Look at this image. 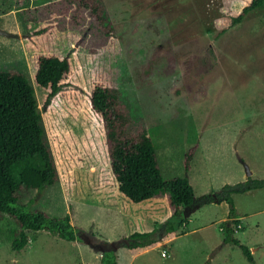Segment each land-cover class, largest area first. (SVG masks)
<instances>
[{
	"label": "rangeland",
	"instance_id": "374dc122",
	"mask_svg": "<svg viewBox=\"0 0 264 264\" xmlns=\"http://www.w3.org/2000/svg\"><path fill=\"white\" fill-rule=\"evenodd\" d=\"M249 1L104 0L122 36L115 80L123 99L134 118L147 122L162 176H186L196 197L264 177V4L232 22ZM46 2L25 0L18 7L16 0H0V27L20 34H0V66L24 72L43 112L42 90L33 82L23 44L27 26L19 13L30 21L34 15L74 27L87 45L106 39L88 12L74 25L57 7L42 5ZM59 101L45 116L57 121L60 172L72 171L75 183L70 195L59 180L42 191L29 190L24 201L32 200L31 208L51 216L68 214L76 242L47 229L28 230L31 240L14 249L9 236L16 225L5 215L0 264H97L103 255L116 264H264V187L232 194L240 215L248 216L245 232L234 235L250 249L251 261L238 244L223 243L219 227L228 216L227 201L200 199V208L191 213L192 208L171 206L169 192L140 203L123 196L112 182L101 122L84 111L72 122ZM194 144L186 170L184 156ZM181 220L186 224L178 228ZM173 230L178 236L167 244L143 246ZM164 248L167 255L161 254Z\"/></svg>",
	"mask_w": 264,
	"mask_h": 264
},
{
	"label": "trees",
	"instance_id": "16d2710c",
	"mask_svg": "<svg viewBox=\"0 0 264 264\" xmlns=\"http://www.w3.org/2000/svg\"><path fill=\"white\" fill-rule=\"evenodd\" d=\"M16 1L18 7L25 3V0ZM48 4L57 7L56 12L74 25H79L84 12H88L95 17L106 39L98 45H87L74 27H63L58 21H45L34 15L30 21L19 13L27 26L22 35L24 49L33 82L42 90L45 112L24 72L16 66H0V223L5 215L14 220L16 226L9 236L12 247L21 249L28 243V230L47 229L62 238L76 239V226L68 214L51 216L43 209L31 208L32 200L24 201L29 190L42 191L59 180L70 195L75 183L72 171L60 172L54 142L57 121L45 116L60 99L72 122H77L80 111L94 114L101 122L112 182L123 196L140 203L169 192L170 205L178 208H194L200 199L201 202L225 200L230 208L220 227L225 232L224 241L238 244L248 259L254 261L250 249L234 235L242 225L232 194L264 187V177L225 184L202 198L194 195L186 176L164 178L147 122L143 117H133L115 80L122 36L104 0H47L42 5ZM263 4L264 0H250L232 22L241 21L249 10ZM27 21L35 25H28ZM196 147V144L189 146L184 156L186 170L190 169ZM182 223L183 220L178 225ZM174 234L175 230L168 233ZM160 241L154 239L143 246ZM98 264H116V261L110 255H103Z\"/></svg>",
	"mask_w": 264,
	"mask_h": 264
},
{
	"label": "crops",
	"instance_id": "0c3cea01",
	"mask_svg": "<svg viewBox=\"0 0 264 264\" xmlns=\"http://www.w3.org/2000/svg\"><path fill=\"white\" fill-rule=\"evenodd\" d=\"M211 202H214V201H211ZM182 207H186V206H182ZM181 207V208H182ZM197 208H200L199 206H196V207H194V208H192L191 209V213L192 212H194L195 210H197ZM188 208H186V210H187ZM235 209H236V213H237V217L239 218V220H240V223H241V229H240V231L238 232V233H240V232H242L243 231V229H244V223H243V219H244V217H248V216H246V214H244V215H240V211L238 210V208L235 206ZM260 210L261 209H259V210H257V211H253V212H250V214H252V215H256V214H258L259 212H260ZM191 213H189V215L191 214ZM226 219L228 218V216L227 217H225ZM226 219H224V220H226ZM183 225H185L186 223L185 222H183L182 223ZM182 224H180L179 225V227L178 228H181V225ZM222 225V224H221ZM221 225H220V227H221ZM219 227V228H220ZM42 230V229H41ZM220 230H221V228H220ZM35 231H37V230H35ZM223 231V230H222ZM185 232V234L188 232V231H184ZM243 232H245V230L243 231ZM28 234V233H27ZM48 234V233H47ZM178 236V234L177 233H175L173 236H165V238L163 239V240H161L160 241V243L159 244H167L168 242H170V241H172L175 237H177ZM31 240V238H29V241ZM28 241V242H29ZM74 242H76V240L74 241ZM240 242H242L241 240H240ZM223 243H226V242H223ZM243 243V242H242ZM158 244V243H157ZM244 244V243H243ZM247 246V245H246ZM150 248V247H149ZM146 250V249H145ZM209 258H210V261H212V258H213V256H212V254H209ZM99 263V262H98ZM97 263V264H98ZM79 264H84V263H79Z\"/></svg>",
	"mask_w": 264,
	"mask_h": 264
},
{
	"label": "water",
	"instance_id": "95a60500",
	"mask_svg": "<svg viewBox=\"0 0 264 264\" xmlns=\"http://www.w3.org/2000/svg\"><path fill=\"white\" fill-rule=\"evenodd\" d=\"M0 34L5 35V36H16V37L20 36V34L18 33L3 29L1 27H0Z\"/></svg>",
	"mask_w": 264,
	"mask_h": 264
},
{
	"label": "built area",
	"instance_id": "2783aa9c",
	"mask_svg": "<svg viewBox=\"0 0 264 264\" xmlns=\"http://www.w3.org/2000/svg\"><path fill=\"white\" fill-rule=\"evenodd\" d=\"M238 226H240V223L237 225V227H238ZM161 254H162V255H167L168 252H167V250L164 248V249H162Z\"/></svg>",
	"mask_w": 264,
	"mask_h": 264
}]
</instances>
